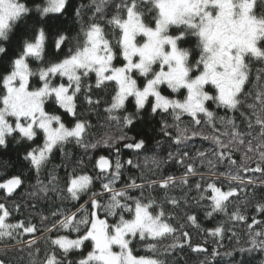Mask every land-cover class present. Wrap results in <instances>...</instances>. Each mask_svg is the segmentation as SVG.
<instances>
[{"label":"snow or ice","instance_id":"1","mask_svg":"<svg viewBox=\"0 0 264 264\" xmlns=\"http://www.w3.org/2000/svg\"><path fill=\"white\" fill-rule=\"evenodd\" d=\"M69 19L78 26L75 36ZM90 74L97 89L112 86L104 112L120 130L118 136L93 140L88 120L76 118L69 127L57 112L78 117L82 91L88 105H100L89 95L92 86L84 83ZM161 113L171 117V123L160 124L173 149L167 158L122 161L117 145L123 142V148L141 155L147 143L144 126ZM38 137L42 142L33 146ZM198 138L209 142L210 151H188ZM10 141L28 145L24 160L36 177L29 196L71 202L51 213L46 232L31 220L10 222L20 206L10 210L0 202V241H14L6 247L20 253L27 250L28 264H167L166 255L185 246L208 254L201 264L233 252L264 254V219L253 216L249 223L239 208L228 211L232 198L247 193L249 185H264V0H89L79 5L32 0L31 6L27 0H0V149H8ZM68 144L85 154L102 145L116 156H88L90 165L79 159L71 169L63 166L66 179L55 168L41 179L55 151L71 158ZM172 161L184 168L181 176L162 174V165ZM89 166L92 174L83 170ZM128 167L138 174L122 180ZM158 172L160 178H153ZM193 177L199 179L193 183ZM23 184L21 175H12L0 182V190L12 198ZM193 187L197 204L210 202L207 218L224 214L247 224L248 246L237 240L232 251L209 253L207 241L193 245L190 232L172 223L174 215L165 205L186 206ZM156 189L162 199L145 196ZM82 197L87 200L80 202ZM253 207L264 218V202ZM47 220L41 216V223ZM186 220L223 247V224L202 229L196 215ZM164 240L170 243L162 248ZM0 264L8 261L0 257Z\"/></svg>","mask_w":264,"mask_h":264},{"label":"trees","instance_id":"2","mask_svg":"<svg viewBox=\"0 0 264 264\" xmlns=\"http://www.w3.org/2000/svg\"><path fill=\"white\" fill-rule=\"evenodd\" d=\"M88 4L89 0H73V3L79 5L80 3ZM27 3L31 6L32 0H27ZM113 9H109L111 12ZM91 14V11L85 15V20H87L88 15ZM68 28H70L71 35L75 36L78 31V26L73 24L72 20H68ZM53 37L49 39V47L50 51L54 50L51 47ZM74 43L73 41H69V44ZM66 51V49H65ZM117 64L120 63L119 60L116 61ZM33 66H35V62H33ZM142 83V78L141 81ZM35 83V80H33ZM85 86L91 85L92 91L89 93L94 99H100L101 103L99 106L93 105L90 106L86 103L84 98V92L82 91L78 95L77 100V111L78 117H72L63 112L62 109H57V112L62 114L64 122L67 126L71 127L74 123L76 118L82 120H88L92 124V128L90 129V137L93 140L100 139L105 137L106 135L118 136L120 134V130L113 124L107 121L106 113L104 112V108L107 106V103L110 101L112 95V86L109 85L107 87H103L97 89L95 87V75L90 74L88 78H85ZM166 94H170L166 90ZM176 95V94H171ZM214 108V106H213ZM128 109L132 110L133 105L131 103L128 104ZM220 114H223V110H219ZM185 123L190 121L189 117L183 118ZM168 120L171 123V117L167 114L161 113L160 115L154 117L152 120L148 121L145 126L144 130L147 133L146 137H144L147 141L146 147L142 150V154L137 156L134 150H129L123 148V142L117 145L120 148V158L122 161H125L129 158L133 159L134 161L139 160L141 164H143L144 155H155L161 160H165L167 158V153L172 149L170 144L168 143V138L164 137L163 134L160 132V124L161 121ZM206 131H210V129H205ZM171 131V129H169ZM160 142L159 145L157 142ZM42 141L38 137L37 140L34 142L35 144H40ZM28 148L27 144H16L15 142L10 141V146L8 149H0V182L4 179L10 178L12 175H21L24 179V184L22 187L13 194L12 198L5 197L3 190H0V202L6 203L7 207L11 210L15 207V205L20 206V211L16 212L13 211L10 217V222H16L18 220H24L25 222L31 220L32 223L36 224L39 228L46 232L47 226L51 224L53 217L51 213L57 208L63 205L71 206V202H61L60 200H44L41 198H33L29 196V192L33 190L32 186L36 184V177L35 173L30 169L29 163L24 160L25 149ZM197 149H204L210 151L211 146L208 141H202L199 138L196 140L195 144L190 146L188 151L192 154L195 153ZM66 151L71 154V158L69 160H65L62 154L57 150L53 154V159L51 164L48 166V169L41 173V179L47 178L48 172L55 168L56 172L59 176L66 179L65 175V167L67 166L68 169H71L75 166V161L79 159H83L85 161V165H90L91 162L88 160V156H92L93 158H97L99 155H110L112 159H115L116 153L111 150L104 148L102 145L99 146L95 151L89 150L87 154H85L82 148L77 147L74 144L66 145ZM215 159V157H212ZM188 161H186L187 163ZM197 167L204 173H207V168L202 167L197 161ZM84 171H88L89 174H92L91 167H85ZM220 171H227V168L221 166ZM77 171H80L78 168ZM184 172V168L180 165H177L175 161H172L167 164L162 165V174L163 175H174V176H181ZM138 174L137 169H133L128 167L127 170L124 172L123 179H127L129 175H136ZM161 173H157L156 176L153 178H160ZM249 176L258 177L259 174H252L249 173ZM192 182L194 183L199 177L191 178ZM223 180V178H221ZM225 187L227 186L228 182L226 180L223 181ZM96 189H99V182H96L95 185ZM136 194V193H133ZM178 194V190H177ZM198 193L195 191L194 187L193 190L189 193V202L188 204L182 205L180 208L173 209L170 205H165L166 211H171L174 215V219L172 223L176 227H180L181 225L184 226V230H187L191 234V243L193 245L196 244H204L207 241V248L208 252L210 253L213 248H217L218 251L223 254L228 251H232L234 248H237L239 245L237 244V240H239L240 245L248 246L246 241L248 239L246 233L248 231L247 224L245 223H238L235 221H230L228 216L224 214H216L213 218L209 219L205 215V210L209 206V201L203 200L199 204L196 203V198H198ZM145 196L152 197L155 196L158 199H162V192L159 189L156 190H146ZM233 203L229 204V212L234 211L236 208H239L245 215L249 217V223L251 222V218L255 216L257 219H264L262 218L254 209V205L257 202H264V185H260L257 183V186L253 188L249 185V189L247 193L241 192L239 197L232 198ZM87 200V197H82L80 202H84ZM247 200L248 203L245 204L244 201ZM35 205V207H32ZM194 214L198 217L199 224L201 225L202 229H211L219 224H223L227 231L225 232L224 238L220 243H222L223 247H219L217 243L214 242V238L207 235L205 231L193 227L190 222L186 220V215ZM41 216H47L48 220L44 223H41ZM257 228L261 227L260 225L256 226ZM236 233V235H233ZM37 235L39 236L40 233L38 232ZM55 235V233H53ZM25 239H30L29 237H25ZM219 239V238H217ZM15 243L14 241L4 240L0 241V257L5 258L8 261V264H28L29 257L27 255V250L23 253L18 252L15 249L10 247H6L7 245ZM170 243V240H164L161 244V247ZM41 247V255L39 259L44 258V249L46 247L43 240L40 242ZM6 253V255H5ZM141 254L142 250H141ZM208 254L206 253H197L193 252L190 247L185 246L184 248H177L173 253L170 255H166L165 259L167 260V264H201L202 261H205V258ZM23 256V260H20V257ZM241 259L244 260L245 264H264V254L260 252H255L251 256L248 255H241L239 252H233V256L229 257L226 255L217 256L212 258L211 264H231L232 261H240ZM207 264V262H206Z\"/></svg>","mask_w":264,"mask_h":264},{"label":"water","instance_id":"3","mask_svg":"<svg viewBox=\"0 0 264 264\" xmlns=\"http://www.w3.org/2000/svg\"><path fill=\"white\" fill-rule=\"evenodd\" d=\"M17 191H19V189H17ZM17 191H16V192H17Z\"/></svg>","mask_w":264,"mask_h":264}]
</instances>
